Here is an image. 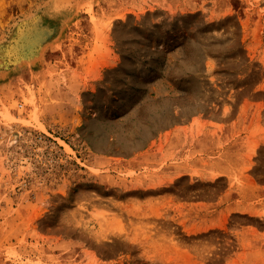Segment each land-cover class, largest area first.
Returning <instances> with one entry per match:
<instances>
[{
    "label": "rangeland",
    "instance_id": "obj_1",
    "mask_svg": "<svg viewBox=\"0 0 264 264\" xmlns=\"http://www.w3.org/2000/svg\"><path fill=\"white\" fill-rule=\"evenodd\" d=\"M263 190L264 0H0V264H264Z\"/></svg>",
    "mask_w": 264,
    "mask_h": 264
},
{
    "label": "crops",
    "instance_id": "obj_2",
    "mask_svg": "<svg viewBox=\"0 0 264 264\" xmlns=\"http://www.w3.org/2000/svg\"><path fill=\"white\" fill-rule=\"evenodd\" d=\"M182 148L177 149L176 147L173 150L168 152V149L163 147L162 151L164 154H174L173 160H166L163 167L155 174L153 177L154 180L157 179L158 189L163 190L161 197H165L164 208L171 209L172 213L175 215L177 209L183 210L180 205L183 203L179 202L180 195L173 189L174 184L181 178L187 177L188 179L192 177L191 170H198L199 166L197 163L191 160H183L182 156L184 155L181 151ZM190 151V150H189ZM226 176V175H224ZM156 182V181H155ZM260 197H239L235 199L240 206H230L231 203L230 197H226L225 194L222 197V203L227 202L226 209L232 210L234 213H241L245 217H254L260 219L263 222V231L264 232V190L259 194ZM186 197V196H185ZM191 197V196H187ZM188 203V201L186 202ZM191 208L190 203L187 204ZM187 225H191V221H187Z\"/></svg>",
    "mask_w": 264,
    "mask_h": 264
},
{
    "label": "bare ground",
    "instance_id": "obj_3",
    "mask_svg": "<svg viewBox=\"0 0 264 264\" xmlns=\"http://www.w3.org/2000/svg\"><path fill=\"white\" fill-rule=\"evenodd\" d=\"M51 16H53V15H51ZM22 38L26 39L24 35H22ZM31 40H32V39H31ZM24 57H25V56H24Z\"/></svg>",
    "mask_w": 264,
    "mask_h": 264
}]
</instances>
